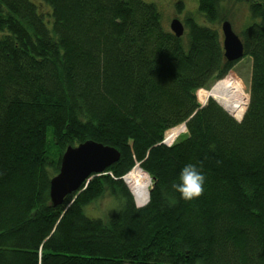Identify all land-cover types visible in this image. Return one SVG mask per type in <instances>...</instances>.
I'll return each instance as SVG.
<instances>
[{
	"label": "trees",
	"instance_id": "1",
	"mask_svg": "<svg viewBox=\"0 0 264 264\" xmlns=\"http://www.w3.org/2000/svg\"><path fill=\"white\" fill-rule=\"evenodd\" d=\"M236 1L197 0L207 25L186 14L184 41L144 0H45L49 19L0 0V264H264V0H248L238 32L251 61L241 120L195 95L238 61L217 28ZM86 139L120 156L54 206L61 155ZM189 164L205 176L190 201L172 187ZM135 165L151 182L141 207L122 178ZM105 193L116 212L87 216Z\"/></svg>",
	"mask_w": 264,
	"mask_h": 264
},
{
	"label": "water",
	"instance_id": "2",
	"mask_svg": "<svg viewBox=\"0 0 264 264\" xmlns=\"http://www.w3.org/2000/svg\"><path fill=\"white\" fill-rule=\"evenodd\" d=\"M169 26L175 36L182 35L184 26L180 19L173 18ZM220 31L224 58L231 62L242 58L244 54L242 41L233 31L228 20L221 22ZM205 103L199 102L200 107ZM241 118L236 120L239 121ZM181 124L185 127L184 122ZM119 156L120 153L115 146L93 139H86L76 145H68L61 155L58 172L50 179L49 196L52 204L59 205L66 195L78 192L93 175L101 174L108 166L116 162Z\"/></svg>",
	"mask_w": 264,
	"mask_h": 264
},
{
	"label": "rangeland",
	"instance_id": "3",
	"mask_svg": "<svg viewBox=\"0 0 264 264\" xmlns=\"http://www.w3.org/2000/svg\"><path fill=\"white\" fill-rule=\"evenodd\" d=\"M34 3L38 6L40 12L43 13L46 19H49L50 7L47 5L45 0H33ZM146 2H152L156 5L157 9L161 15V22L166 29H169V23L175 15V5L177 2L182 3V10L180 13H176L178 19L182 21L184 16L191 15L195 21L202 25H207L203 17L198 12L197 0H144ZM236 1V0H231ZM249 1L248 0H238L234 3L233 14L229 19L233 31L238 35V32L242 31L251 21L252 18L248 11ZM220 31V25L217 27ZM221 32V31H220ZM222 35V34H221ZM184 41H186V34L182 35ZM251 73V61L250 58L245 56L240 58L237 62L234 63L232 69L228 72L226 76L234 77L240 80L243 89L248 94V86ZM225 76V77H226ZM224 78V77H223ZM214 100V99H213ZM185 130L182 132L184 133ZM116 196L105 193L99 198L89 203L84 208V213L89 217H100L105 219L116 212L118 205L116 206Z\"/></svg>",
	"mask_w": 264,
	"mask_h": 264
},
{
	"label": "bare ground",
	"instance_id": "4",
	"mask_svg": "<svg viewBox=\"0 0 264 264\" xmlns=\"http://www.w3.org/2000/svg\"><path fill=\"white\" fill-rule=\"evenodd\" d=\"M175 15L176 17L173 18H178L176 13ZM169 30L171 31L170 26ZM184 34H186L185 26L182 35ZM209 98H213L235 119H240L245 111L249 97L243 89L240 80L226 76L215 81L210 89L199 88L196 90V100L198 102L205 103ZM184 130L185 127L182 124L168 129L164 134L163 142L168 145L171 144ZM122 178L136 205L138 202L148 201L151 182L149 175L145 171L135 165Z\"/></svg>",
	"mask_w": 264,
	"mask_h": 264
},
{
	"label": "clouds",
	"instance_id": "5",
	"mask_svg": "<svg viewBox=\"0 0 264 264\" xmlns=\"http://www.w3.org/2000/svg\"><path fill=\"white\" fill-rule=\"evenodd\" d=\"M180 183H174L172 187L181 194L184 200H192L203 194L205 176L194 165H186L180 173ZM144 202H138L137 207L143 206Z\"/></svg>",
	"mask_w": 264,
	"mask_h": 264
}]
</instances>
